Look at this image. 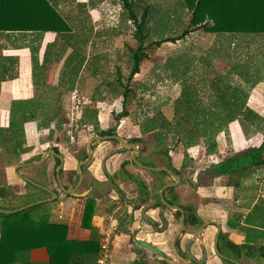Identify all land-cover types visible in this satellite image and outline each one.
<instances>
[{
    "label": "crops",
    "instance_id": "0c3cea01",
    "mask_svg": "<svg viewBox=\"0 0 264 264\" xmlns=\"http://www.w3.org/2000/svg\"><path fill=\"white\" fill-rule=\"evenodd\" d=\"M7 1L1 0L0 13L10 11V14H15L13 11H19V8L13 7L9 10L8 5H5ZM49 1L56 5L66 20H70L68 17L72 18V24L68 22L72 29L69 34L57 35L47 31L39 35L36 32L0 31V127L8 125L9 115L12 111H21L23 108H29L38 113L56 110L66 95V92L62 93L61 91L66 88L72 91L69 89V85L73 79H68L69 72L66 67L64 71L61 70L55 75L56 66H66L70 63L74 50H79L76 52V60L71 63H79L81 71L89 61L88 42L90 41L83 35L96 33L98 29H102L96 25L101 17L98 5L90 6L91 0ZM80 11L83 12L80 13ZM80 16L84 17L83 21L80 20ZM77 19L79 24L76 26L74 24ZM37 45L38 65H42L44 62L45 67L40 68L41 70L37 68L33 74L31 50ZM51 79L54 81L53 83L50 82ZM188 81L184 79L182 82L179 81L181 89L184 82L189 83ZM41 82L44 83L41 85ZM56 82H61V84ZM245 92L248 94L245 105L261 119L262 126L264 124V81L259 82L256 88H252L250 91L247 89ZM68 96H71V92H68ZM45 97H49L47 98L49 100H45ZM119 109L122 110V108ZM111 110L108 107L104 108L101 104L97 113L100 129L106 130L112 126L111 119L109 120L111 118L110 112H114L116 115L119 110ZM86 112H89L91 117L94 116V112L92 111L91 114L88 107L85 108ZM162 113L166 118L171 117L164 112ZM122 117L113 121L116 123L118 134L126 138H147V142L141 141L145 151L143 145L141 147L138 143L140 158L158 163L157 167H165L163 163L166 160L164 161L161 156L154 152L150 153L154 142L150 135L154 132H150V134L141 133L139 126L127 123ZM37 121L32 120L24 123L25 142L23 151L13 152L9 144L0 145V205L7 207L8 210H12L10 207L13 206L16 208L24 206L26 204L19 202L17 198L27 193L30 196L35 193L38 196L37 200L50 197L46 190L25 181L21 177L25 176L58 194L57 200L46 203L49 204L50 220L66 224L67 238L87 240L91 235V229L81 225L86 197L67 195L60 191L54 175L57 157L48 155L42 164L20 166L16 171L17 165L38 160L44 152L55 147L64 158L62 180L69 183L71 181L69 172L75 171L79 162L78 153L81 151L83 141L76 139L77 141L74 142V139L70 140L66 136V132L59 130L61 127L56 129L50 123V127L43 128ZM86 124V120L82 117L80 127L83 128ZM235 124H239L238 120L229 122L226 130L232 129ZM133 131H137V133L133 134ZM260 131L259 128L251 131V136L248 135L250 130H248V134L243 132L239 137L236 135L238 137L237 143L232 138H228L224 144L226 154L220 150L222 148L221 144L218 143L220 139H216L218 149L214 158L213 154H203L202 158L199 153L188 154V157H185L184 145L181 146V149L179 148L181 152H179L178 147H176L175 152L169 149L168 155L174 168L180 170L182 163L188 164L183 171L181 170V176L178 175L180 183L173 190L178 202L185 208L186 212L192 215L193 213L196 214L197 218L206 224L198 234L183 232L173 212L168 209L160 211L159 208L155 207L154 196L157 193L159 195V189L155 185L161 182L164 184L173 182L174 178L167 172V175H154L151 173L152 171L140 168L130 162L127 169L137 178L136 182H132L121 170L122 163L130 159V152L122 149L120 144L115 141L94 143L92 157L86 175L83 177L84 182L88 178H92L103 183L102 186L107 188L106 180L112 178L113 182L111 183L110 194L107 195L103 192L104 195L109 196L111 204L99 202L91 220L94 230L99 235L100 250L98 255L90 259L87 264H97V260L102 254L101 234L109 229V225L115 227L111 233L112 241L109 245L106 264H222L220 258L213 251V242L218 230L226 235V242L228 243L231 242L236 245L247 243L250 246L264 247V167L256 168L252 173L254 180L247 179L238 188L226 185L224 176L217 174L213 168V164L225 157L236 155L233 154L232 147L239 146L238 149L242 150L249 145L260 146L264 139V133H259L260 138L253 136ZM247 138H253V141L245 146L246 143L248 144L249 139ZM71 145L75 147V153H72L74 149L72 150ZM190 146L192 151L198 147L197 144ZM140 181H144L149 187L146 196L140 194V187L142 186L138 185ZM28 183L43 190L44 193L36 192L27 185ZM118 188L125 192V199L124 196L118 194ZM81 189L83 193L86 192V195L91 194V192L99 193L98 190L93 192L91 184H86ZM249 191L253 192L249 193ZM248 200L251 202L248 203ZM149 204H153V206L147 208L144 213L153 219V224L146 220L143 215V207ZM253 229H257L258 232L253 231ZM189 241H191L190 253L198 260L202 259L204 253L202 246L204 247L206 253L204 262L197 263L187 256L185 248ZM229 253L231 254V251ZM260 254V251H256L254 257L243 254L241 255V263L264 264V258L259 259V261L255 259ZM26 257L30 264H48L49 261L48 251L45 247L30 250Z\"/></svg>",
    "mask_w": 264,
    "mask_h": 264
},
{
    "label": "trees",
    "instance_id": "16d2710c",
    "mask_svg": "<svg viewBox=\"0 0 264 264\" xmlns=\"http://www.w3.org/2000/svg\"><path fill=\"white\" fill-rule=\"evenodd\" d=\"M139 0H120L123 9L127 13V19L133 23L134 26V38L136 39V47L130 48V53L133 60V66L129 72L128 79H132L133 75L139 71V62L143 57V51L152 45L160 46L164 42H172L185 38L187 35L203 28L208 33H241L250 35L264 34V0H181V3L189 12V20L181 31L176 36H167L158 40H148L150 36V27L148 25L149 6H145L142 9L141 15L137 14V8H139ZM5 5H8L9 10L11 8H19V11H13L15 14H10V11L0 13V31H20V32H36L39 35L42 33L51 31L57 35H67L71 32V26L64 18L62 13L56 8V5L49 0H13L7 1ZM0 6L1 0H0ZM1 12V11H0ZM72 37V36H71ZM38 45L32 47L31 59L33 74L38 68H44L45 64L38 65L37 62ZM74 50L73 57L70 59V63L75 61L77 56ZM68 63L66 68L68 69V79H72L69 89L73 87L74 77L79 73L81 65L79 63ZM238 67L239 65L236 64ZM237 66L230 68L228 75L232 73H238ZM249 83L256 78L252 72L241 71L239 72ZM252 73V74H251ZM239 74V75H240ZM264 74V73H263ZM219 79V80H218ZM217 79V87L221 85V82H226L224 88L220 90L218 95H222L220 100L217 98L211 100L208 104L202 105L197 98V92L194 86L188 89L189 83L184 82L182 88V96L174 103L173 115L166 118L163 113L157 112L155 117L150 118L146 124L144 131L156 130L155 141L152 144L150 153H152L154 147L157 148L156 155H159L164 159L163 165L172 170L175 174L181 175L188 164L182 163L180 170L174 168L171 164V158L168 155L170 145L168 138L173 142L172 146H176L179 143L183 145H193L197 141L203 140L207 147H210V152L215 151L216 146L215 135L221 131L226 130V126L229 122L238 120L242 130L248 132L252 126H258L261 119L249 108L246 107L245 102L248 94L241 88H232L230 92L231 84L227 79L223 81L221 77ZM120 86L123 90L119 93L124 97L126 101L127 93L130 91L127 84H123L120 78H117ZM44 82H41V85ZM188 84V85H187ZM37 85V83H36ZM117 88V87H116ZM186 88V89H185ZM252 86H250L251 90ZM114 88L110 90L114 91ZM118 90V88H117ZM189 93L191 97L188 96ZM195 97H194V96ZM219 96V97H220ZM190 101H189V99ZM228 100V101H227ZM227 101V102H226ZM193 104H192V103ZM200 103L203 108H193L194 105ZM229 104V105H227ZM184 108V111H183ZM42 114H45L42 116ZM58 110L38 113L29 108H23L21 111H12L9 115L8 125L6 127H0V145L9 144L13 152L23 151V144L25 142L23 134L24 123L32 120H38L41 127H49L51 122H54L56 127H60L62 119L57 117ZM127 112L123 108L122 111L116 115L117 119L122 116H126ZM157 117V118H156ZM96 134L114 135L113 129L107 131L99 130ZM147 138H132V142H147ZM54 151L58 152V149L53 147ZM143 149L145 151L144 145ZM85 150L79 154L78 160L84 159ZM185 157H188V153L185 152ZM140 162L146 166L157 167L158 163L154 161H145L139 159ZM59 160L56 159V164ZM132 163V162H131ZM129 161L123 162L121 170L126 173L125 175L132 182H136V177L129 173L127 166ZM264 167V139L260 146L252 147L243 153L225 157L224 159L213 164L214 170L219 175L224 176V183L231 185L234 188L242 186L243 181L249 179V175L254 172L256 168ZM82 172H87V165L82 166ZM154 175H167L165 171L151 172ZM60 175H64V171L60 170ZM70 182L64 184V188L70 189L76 184L78 180V174L76 171H70ZM85 184H91L93 186V192L97 190L99 193H92L87 195L84 204V210L82 214V227L91 229V235L87 240H76L67 238V226L66 224L52 222L50 220V213L42 212L35 216L32 212L39 208L42 204L35 205L33 207L24 209L16 213H0V263H14L21 262L23 264H30L27 260V253L38 247H45L48 251L49 261L48 264H87L90 259L96 257L100 250L99 235L94 230L91 220L96 212L97 202L96 198L103 192V183H100L92 178H88ZM164 182L156 184L155 187H162ZM32 187L36 192H43V190L27 184ZM140 192L146 189L144 181H140L138 184ZM107 188V187H106ZM109 188V186H108ZM120 191V190H119ZM173 188L168 187L166 192L172 193ZM28 194V193H27ZM69 195V194H67ZM31 197L29 194L27 195ZM32 196H36L35 193ZM106 196V195H105ZM122 196L123 193H122ZM38 199V197H37ZM32 199L27 203L36 201ZM107 201H111L109 196H106ZM57 200V199H55ZM54 200V201H55ZM169 202H171L169 200ZM248 203L251 200L247 201ZM160 203L157 200L156 204ZM257 207V206H256ZM11 209L16 206L10 207ZM0 209H7V207L1 206ZM179 216V212H176V217ZM185 223L190 226H198L201 221L197 218L196 214L186 213ZM257 231V229H253ZM223 237V236H222ZM257 247V248H256ZM228 249L231 251V256H239L243 254L254 257L256 251H260L258 255L259 259L264 258L263 246H250L247 243L236 245L230 243ZM230 255V253H227ZM226 264L231 262L224 260Z\"/></svg>",
    "mask_w": 264,
    "mask_h": 264
},
{
    "label": "rangeland",
    "instance_id": "374dc122",
    "mask_svg": "<svg viewBox=\"0 0 264 264\" xmlns=\"http://www.w3.org/2000/svg\"><path fill=\"white\" fill-rule=\"evenodd\" d=\"M137 3H139V8H137L138 15H141L142 9L145 6H149L147 19L150 27V36L146 40L147 42L149 40H158L167 36L180 34L189 20V12L185 9L181 0H139ZM89 5H98L101 17L96 25L99 28L102 27V29H98L96 33L83 35L90 41L88 42L89 61L79 71L78 75L75 76V82L73 88H71L72 91L76 90L79 96H83L82 100H85L86 103L81 105L79 112L74 110L70 102L71 96H68V92L72 94V91L66 88L61 91L62 93L66 92L65 98L61 105L57 107V117L63 120L61 123L62 126H60L61 129L59 130L66 132V136L70 140L74 139V142L77 140L83 141L81 148L84 150L86 142L95 133L102 130L97 120V113L101 104L104 108L108 107L110 110L117 109L119 113L122 111L119 108H124L127 114L122 118L129 124L139 126L141 133L150 134V132H154L150 137L155 141L156 130L144 131L145 124L161 110L166 115H173V112H175L174 103L182 96L181 83L179 81L182 82L184 79L189 80V84L192 82L187 88L190 89L192 88L191 86H194L199 97L197 100L202 105L208 104L217 97L219 100L221 97L224 99L218 93L224 89L221 87H224L226 82H221V85L217 87L218 77H221L223 81H226L225 79L229 81L231 84L230 92H232V88L235 86H237L236 88L239 87L243 90L248 89L250 91V86L256 88L259 82L264 81V34L253 36L241 33H208L203 28L193 31L175 43L164 42L160 46L152 45L145 49L143 51L144 55L139 62L138 73L134 74L132 79H128L129 72L133 66L130 48L136 47L133 23L127 19V13L123 9L120 0H91ZM82 12L80 11V13ZM68 18L70 20L67 21L72 24V18ZM80 20L83 21L84 17L80 16ZM78 24L77 19L74 25L77 26ZM78 35L80 36V34ZM217 59L220 60L218 61ZM234 63L235 66H237L236 64L239 65V67H236L238 73L235 72L228 75L230 68L233 69ZM65 67L56 66L55 75L61 70L64 71ZM241 71L247 72L248 74L252 72L257 77L249 83L248 79H245L247 76L239 73ZM117 78H120L121 82L127 84L130 89L125 102L124 97L119 93V91L121 92L123 90V87L120 86ZM50 82L53 83L54 81L51 79ZM56 83L61 84V82ZM114 87V91L110 90V88ZM188 96L191 97V94L189 93ZM45 98V100H49L47 99L49 97ZM200 103L194 105L193 108H201L202 110L203 106ZM87 107L91 111V114L92 111L94 112V116L91 117L89 112L85 113V108ZM47 113L50 114L51 112L47 111ZM116 115L114 112H110L111 118L109 120L111 119V122H109L112 126L108 129H113L115 134H118L116 123H113L114 119H117ZM70 116L72 118L78 116L77 126L74 124L71 127L69 126ZM82 117L87 122L83 128L80 127ZM51 126L57 129L54 122H51ZM258 128L261 131L258 134H253L254 137L259 136V133H264V124L261 126V123H258V126H253L251 130H257ZM243 132L244 130H242L240 125L235 124L232 129L230 128V130L227 129L216 134L215 151H212L213 158L218 149L216 139H220L218 142L222 147L220 150L225 152L226 146L224 144H226L228 138H232L237 143L238 137ZM135 133L137 131L133 134ZM250 133L251 131L247 134L251 136ZM247 139H249L248 144L246 143L245 146L251 144L253 141V138ZM168 143L170 145L169 149L173 152L176 151V147L181 149L183 145L181 143L180 145L178 144L179 146H172L173 142L169 138ZM196 144L198 145L195 149H198L197 151H192L190 149L191 146L185 144V152L188 154L199 153L203 158V154L206 155L211 151L210 147H207L203 140L197 141ZM70 147L72 150L75 149L73 145ZM252 147L254 146L249 145L245 147L246 149L244 148L242 150L238 149L239 146L232 147L233 154L243 153ZM180 149L179 152H181ZM152 151L157 153V148L154 147ZM248 177L250 180H254V174H250ZM252 192L249 191V193ZM27 195H23L17 199H19V202L25 203L38 197H29ZM96 198H98L96 200L97 204L99 202L111 204V202L107 201L103 192ZM48 205V203H42L32 214L37 216L42 212H47L49 210Z\"/></svg>",
    "mask_w": 264,
    "mask_h": 264
},
{
    "label": "water",
    "instance_id": "95a60500",
    "mask_svg": "<svg viewBox=\"0 0 264 264\" xmlns=\"http://www.w3.org/2000/svg\"><path fill=\"white\" fill-rule=\"evenodd\" d=\"M105 139H113V140H117L119 141L123 146H124V149L126 150H131V159L132 161L137 164L139 167L141 168H144V169H147V170H150V171H160V170H163L165 172H167L172 178L175 179L174 182H171V183H168L166 185H164L161 190H160V196H161V202L163 203L164 206L170 208V209H173V210H177L180 212V226L181 228L188 232V233H191V234H198L205 226L206 224H202L201 226L195 228V229H188L185 224H184V210L177 206V205H171L169 204L165 199L164 197L162 196L163 194V191L165 190V188L167 187H172V186H175L177 185L178 183H180V177L177 176L176 174H174L170 169L166 168V167H147V166H144L141 162H139L136 158V156L139 155V151H140V147L138 144L136 143H133V142H128L127 139L119 136V135H95V136H92L87 145H86V157L85 159L81 160L77 166H76V172L77 174L79 175V180H78V183L75 187L71 188V189H66L64 188L63 184H62V181H61V178H60V170L62 168V165H63V162H64V158L62 157L61 154L55 152L53 149H48L46 152H44V154L41 156L40 159L38 160H35V161H31V162H26V163H21L19 165L16 166V171L17 169L20 167V166H29V165H40L42 164L46 157L48 155H53L55 157H57L59 159V164L57 165L56 167V180L58 182V186H59V189L61 192L65 193V194H71V195H76V196H85L86 195V192L84 193H81V194H78L76 193V190L78 189L79 185L81 184L82 182V179H83V173H82V170H81V167L85 164H87L90 159H91V156H92V144L94 141H98V140H105ZM18 173V172H17ZM21 176V175H19ZM25 181L31 183V184H34L36 186H38L39 188L43 189V190H46L49 194H50V197L49 198H45V199H40V200H36L34 202H31V203H28L24 206H21L19 208H16V209H12V210H4V209H0V213H5V214H9V213H16V212H19V211H22L24 209H27V208H30V207H33L35 205H39V204H42V203H46V202H51V201H54L57 197H58V194L54 191H51L49 189H47L46 187L42 186V185H39L37 184L36 182L32 181L31 179L25 177V176H21ZM151 206V204L149 205ZM148 207H144L143 209V215H144V218L146 220H148L149 222L151 223H154V221L152 220L151 217H149L148 215H146L144 212ZM218 227H219V224H218ZM219 230L216 234V237H215V240H214V244H213V250L214 252L222 259H226L234 264H240L238 261L230 258V257H226L225 255H223L222 253L219 252L218 248H217V241H218V235H219ZM190 244H191V241H189L186 245V254L187 256L197 262V263H202L205 261L206 259V253H205V250H204V247L202 246V249H203V256H202V259L201 260H198L196 259L194 256H192V254L190 253Z\"/></svg>",
    "mask_w": 264,
    "mask_h": 264
},
{
    "label": "flooded vegetation",
    "instance_id": "af4514ba",
    "mask_svg": "<svg viewBox=\"0 0 264 264\" xmlns=\"http://www.w3.org/2000/svg\"><path fill=\"white\" fill-rule=\"evenodd\" d=\"M95 135H96V133H95ZM94 135V136H95ZM104 135H110V134H104ZM104 135H102V136H104ZM114 135H118V134H114ZM120 136V135H119ZM123 137V136H122ZM123 138H125V139H127V141L128 142H132V141H130L132 138H126V137H123ZM134 138H136V137H134ZM138 138V137H137ZM101 141H115L116 143H118V144H120V147L122 148V149H124V146L119 142V141H117V140H113V139H105V140H98V141H94L93 142V144L94 143H97V142H101ZM87 143H88V141H87ZM87 143L85 144V145H87ZM133 143H136V144H138V143H140V145H141V147H142V145H143V142H133ZM142 143V144H141ZM93 144H92V146H93ZM140 147V146H139ZM81 150V151H80ZM79 151V153H78V156H79V154L83 151V149L81 148ZM125 151H129L130 152V155H131V150H126V149H124ZM78 151V150H77ZM56 152V151H55ZM76 152V149H74L73 151H72V153H75ZM57 153H59V152H57ZM60 154V153H59ZM85 157H86V146H85ZM85 157H84V159H85ZM92 157V156H91ZM136 158H137V160L140 162V160L139 159H142V158H140V156L138 155V156H136ZM59 160V159H58ZM81 160H83V159H81ZM81 160H78L79 162L81 161ZM91 160V159H90ZM129 162H132V163H134L133 161H132V159H131V156H130V159L128 160ZM78 162V163H79ZM90 162V161H89ZM89 162L87 163V164H85V165H87V167H88V165H89ZM59 163H57L56 164V167H57V165H58ZM135 164V163H134ZM137 165V164H136ZM144 165V164H143ZM138 166V165H137ZM144 166H146V165H144ZM147 167H150V166H147ZM82 168V167H81ZM141 168V167H140ZM62 169V168H61ZM144 169V168H143ZM63 170V169H62ZM82 170V169H81ZM145 170H147V169H145ZM64 171V170H63ZM75 171H76V169H75ZM150 171V170H149ZM172 171V170H171ZM122 172H124V171H122ZM173 172V171H172ZM77 173V172H76ZM83 173V172H82ZM86 173V172H85ZM85 173H83V177H84V175H86ZM130 173V172H129ZM174 173V172H173ZM126 174V173H125ZM132 174V173H131ZM175 174V173H174ZM54 175H55V180H56V168H55V170H54ZM177 175V174H176ZM178 176V175H177ZM181 176V175H180ZM60 178H61V181H62V184L64 185V184H66V182L65 181H63L62 180V178H63V176L62 175H60ZM70 179V178H69ZM78 180H79V175H78ZM78 180H77V182H76V184L73 186V187H75L76 185H77V183H78ZM57 181V180H56ZM175 180H173V182H174ZM106 182L108 183V185L107 186H109V188H104V190H103V192L105 193V194H107V195H109L110 194V187H111V183L113 182V179L111 178H109V180H106ZM58 183V182H57ZM169 183H171V182H169ZM166 184H168V183H166ZM166 184H164V185H166ZM145 185L147 186L146 187V189L142 192L143 194H141L142 196H146V195H148V185L145 183ZM163 185V186H164ZM83 186V187H82ZM84 186H86V184H85V182H84V179H82V182H81V184L79 185V187H78V191L76 190V193H78V194H81V193H83L82 192V189L81 188H84ZM162 186V187H163ZM175 186H177V185H175ZM175 186H172V188H174ZM162 187H158V189H159V195H158V193L154 196V199H155V207H157V208H159L160 209V211L161 210H163V209H168L169 211H171V212H173L174 213V217H175V219L179 222V224H180V212L179 211H177V210H173V209H170V208H168V207H166V206H164L163 205V203L161 202V196H160V190H161V188ZM168 188V187H167ZM167 188H165V190L163 191V194H162V196L164 197V199L169 203V204H171V205H177V206H179V207H181L183 210H184V224H185V226L188 228V229H195V228H197V227H199V226H201L202 224H203V222L201 221V223L198 225V226H195V227H193V226H190V225H188V224H186L185 223V217H186V210H185V208L178 202V200H177V196H176V194H175V192H174V190L172 191V193H170V194H168V192H166V189ZM71 189V188H70ZM84 190V189H83ZM92 190H93V186H92ZM120 190V191H119ZM80 192V193H79ZM122 193H123V195H124V199H125V197H126V195H125V192L123 191V190H121L120 188H118V194H121V196H122ZM69 195H71V194H69ZM89 195V194H88ZM85 197H87V195H85ZM118 198L119 199H121L120 198V196H118ZM157 200H159L160 201V203L157 205L156 204V202H157ZM169 200L171 201V202H169ZM150 205V204H149ZM149 205H147V206H144V207H148ZM153 206V204H151V206H149V208L150 207H152ZM143 207V208H144ZM142 208V209H143ZM176 212H179V216L178 217H176ZM159 214H161L160 212H159ZM153 220V219H152ZM151 224H153V223H151ZM165 224V223H164ZM181 227V226H180ZM190 227V228H189ZM183 230V229H182ZM220 231V230H219ZM183 232H186V231H184L183 230ZM218 232V231H217ZM188 233V232H187ZM191 234V233H190ZM217 234V233H216ZM223 236V237H222ZM215 237H216V235H215ZM226 239H227V237H226V235L223 233V232H219V235H218V241H217V248H218V250H219V252L220 253H222L223 255H225L226 257H230V258H232V259H234V260H236V261H238L240 264H243V263H241V255H243V252L242 253H240V254H237V255H239V256H236V255H234V257H231V255L232 254H230V256L229 255H227L226 254V252L227 253H229V251H230V249H228V246L230 245V243L231 242H226ZM215 240V239H214ZM213 244H214V242H213ZM185 251H186V248H185ZM214 251V250H213ZM215 253V252H214ZM216 254V253H215ZM216 256H218L217 254H216ZM219 257V256H218ZM220 258V257H219ZM255 259H258L257 261H259V258H255ZM220 260H221V262H222V264H226V262H224V260H226V259H222V258H220ZM226 261H228V260H226ZM230 262V261H229ZM232 263V262H231ZM234 264V263H233Z\"/></svg>",
    "mask_w": 264,
    "mask_h": 264
},
{
    "label": "built area",
    "instance_id": "2783aa9c",
    "mask_svg": "<svg viewBox=\"0 0 264 264\" xmlns=\"http://www.w3.org/2000/svg\"><path fill=\"white\" fill-rule=\"evenodd\" d=\"M82 99H83V96H79V94H78V92L76 90L72 91L71 98H70L71 101L70 102L72 104V108L74 110H76L77 112H79V110L81 109V105L86 103V101L82 100ZM78 119H79L78 116H75V118H72L70 116V118H69V126L71 127V126H73V124L77 126ZM114 227H115L114 225H109V229L105 230L101 234L102 254L99 257V259L97 260V264H106V261H107V258H108L109 245L111 244V241H112L111 233H112Z\"/></svg>",
    "mask_w": 264,
    "mask_h": 264
}]
</instances>
